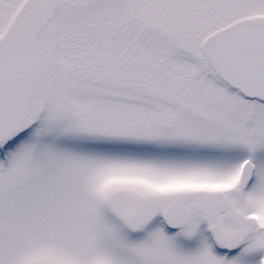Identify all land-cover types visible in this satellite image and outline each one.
I'll list each match as a JSON object with an SVG mask.
<instances>
[{"label":"snow or ice","instance_id":"6c2138e0","mask_svg":"<svg viewBox=\"0 0 264 264\" xmlns=\"http://www.w3.org/2000/svg\"><path fill=\"white\" fill-rule=\"evenodd\" d=\"M0 264H264V0H0Z\"/></svg>","mask_w":264,"mask_h":264}]
</instances>
